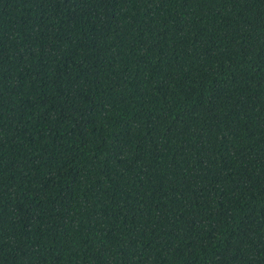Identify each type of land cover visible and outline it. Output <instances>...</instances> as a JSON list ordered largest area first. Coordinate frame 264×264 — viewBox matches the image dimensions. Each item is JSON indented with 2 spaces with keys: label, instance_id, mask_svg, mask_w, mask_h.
<instances>
[{
  "label": "trees",
  "instance_id": "16d2710c",
  "mask_svg": "<svg viewBox=\"0 0 264 264\" xmlns=\"http://www.w3.org/2000/svg\"><path fill=\"white\" fill-rule=\"evenodd\" d=\"M0 264H264V0H0Z\"/></svg>",
  "mask_w": 264,
  "mask_h": 264
}]
</instances>
